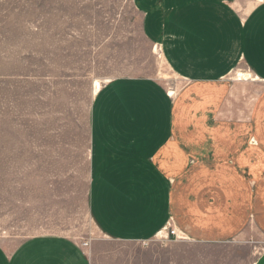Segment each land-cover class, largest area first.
Returning <instances> with one entry per match:
<instances>
[{"label":"rangeland","instance_id":"obj_1","mask_svg":"<svg viewBox=\"0 0 264 264\" xmlns=\"http://www.w3.org/2000/svg\"><path fill=\"white\" fill-rule=\"evenodd\" d=\"M263 1L227 2L245 17ZM238 71L249 80H236ZM250 73L240 64L218 93H189L192 83L147 35L135 0H0V240L69 237L94 264H264V83ZM127 78L160 82L191 115L214 105L220 128L202 127L196 138L253 141L251 190L238 194L243 227L234 239L117 243L95 224L93 108L107 83Z\"/></svg>","mask_w":264,"mask_h":264},{"label":"crops","instance_id":"obj_2","mask_svg":"<svg viewBox=\"0 0 264 264\" xmlns=\"http://www.w3.org/2000/svg\"><path fill=\"white\" fill-rule=\"evenodd\" d=\"M227 1L135 0L147 35L162 46L173 71L192 83L189 93L200 87L218 93V82L240 64L264 83V1L245 17ZM239 75L236 80H249ZM207 108L191 115L160 82L147 78L114 80L100 90L92 116L90 206L107 239L151 243L169 225L186 234L185 242L236 237L238 194L251 190L246 180L254 163L247 157L254 144L196 138L202 127L210 134L220 128L214 105ZM0 264L94 261L79 242L42 235L0 240Z\"/></svg>","mask_w":264,"mask_h":264},{"label":"built area","instance_id":"obj_3","mask_svg":"<svg viewBox=\"0 0 264 264\" xmlns=\"http://www.w3.org/2000/svg\"><path fill=\"white\" fill-rule=\"evenodd\" d=\"M160 240L169 241L171 239H175L177 241H185L188 238L185 234L181 233L177 228L172 225H169L165 228L164 232L159 236ZM146 243V242H145Z\"/></svg>","mask_w":264,"mask_h":264}]
</instances>
